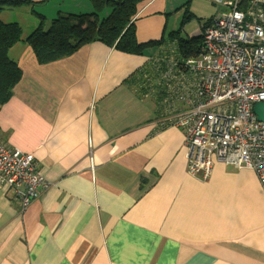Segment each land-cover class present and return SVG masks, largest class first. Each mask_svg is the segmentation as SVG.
I'll return each instance as SVG.
<instances>
[{
  "label": "crops",
  "instance_id": "1",
  "mask_svg": "<svg viewBox=\"0 0 264 264\" xmlns=\"http://www.w3.org/2000/svg\"><path fill=\"white\" fill-rule=\"evenodd\" d=\"M26 1L0 11L23 39L9 51L22 77L0 106V142L32 155L47 188L25 210L0 188V264H264L255 173L215 160L206 181L186 174L184 135L172 124L184 107L183 79L165 75L174 46L164 42L183 5L194 17L181 30L187 38L232 0H147L136 40L162 46L134 56L91 43L46 64L25 42L39 16L47 25L59 12L92 7Z\"/></svg>",
  "mask_w": 264,
  "mask_h": 264
},
{
  "label": "built area",
  "instance_id": "2",
  "mask_svg": "<svg viewBox=\"0 0 264 264\" xmlns=\"http://www.w3.org/2000/svg\"><path fill=\"white\" fill-rule=\"evenodd\" d=\"M241 1L225 2L211 26L199 25L198 56L166 57L174 62L165 75L183 79L184 107L172 124L184 135L186 174L206 181L217 160L253 171L264 191V122L253 111L264 104V0H249L245 8ZM0 188L12 190L25 210L47 185L32 155L0 143Z\"/></svg>",
  "mask_w": 264,
  "mask_h": 264
},
{
  "label": "trees",
  "instance_id": "3",
  "mask_svg": "<svg viewBox=\"0 0 264 264\" xmlns=\"http://www.w3.org/2000/svg\"><path fill=\"white\" fill-rule=\"evenodd\" d=\"M89 1L92 7L89 13L59 12L47 25H44V17L39 16L40 23L25 39L38 64L69 57L91 43H101L120 53L134 56L142 55V52L150 46H162L164 43H169L174 46L172 57L179 62H184L201 53L202 36L181 37L183 27L194 19L188 10V4L183 5L180 27L177 31L169 33V41L140 44L136 40L134 21L140 6L147 0ZM26 3V0H0V11ZM248 3L249 0H242L240 6L245 8ZM106 10L108 13L102 16ZM213 20L214 18L205 21L198 19V24L207 28L211 26ZM22 40V30L18 24H4L0 20V106L10 100L12 90L22 77L18 64L9 57L10 49Z\"/></svg>",
  "mask_w": 264,
  "mask_h": 264
},
{
  "label": "water",
  "instance_id": "4",
  "mask_svg": "<svg viewBox=\"0 0 264 264\" xmlns=\"http://www.w3.org/2000/svg\"><path fill=\"white\" fill-rule=\"evenodd\" d=\"M194 36H198V32L194 35H191L192 38H194ZM253 111L255 113V115L257 116L258 120L263 121L264 122V104L263 103H258L254 105Z\"/></svg>",
  "mask_w": 264,
  "mask_h": 264
},
{
  "label": "rangeland",
  "instance_id": "5",
  "mask_svg": "<svg viewBox=\"0 0 264 264\" xmlns=\"http://www.w3.org/2000/svg\"><path fill=\"white\" fill-rule=\"evenodd\" d=\"M108 13V11L106 10L104 13H102V16H105L106 14ZM74 14H77V13H74ZM193 25H188L187 27H186V30H189V31H191V30H193V28H196V24L195 23H192ZM193 33H190L189 35H192ZM184 36H186V35H184ZM170 48V47H169ZM169 50V49H168Z\"/></svg>",
  "mask_w": 264,
  "mask_h": 264
}]
</instances>
